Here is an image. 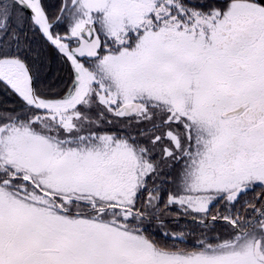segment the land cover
Wrapping results in <instances>:
<instances>
[{
  "label": "snow or ice",
  "instance_id": "obj_1",
  "mask_svg": "<svg viewBox=\"0 0 264 264\" xmlns=\"http://www.w3.org/2000/svg\"><path fill=\"white\" fill-rule=\"evenodd\" d=\"M0 264H264V0H0Z\"/></svg>",
  "mask_w": 264,
  "mask_h": 264
},
{
  "label": "trees",
  "instance_id": "obj_2",
  "mask_svg": "<svg viewBox=\"0 0 264 264\" xmlns=\"http://www.w3.org/2000/svg\"><path fill=\"white\" fill-rule=\"evenodd\" d=\"M57 70H58V64L56 63L55 60H53V62L49 66V74L55 75L57 73Z\"/></svg>",
  "mask_w": 264,
  "mask_h": 264
},
{
  "label": "flooded vegetation",
  "instance_id": "obj_3",
  "mask_svg": "<svg viewBox=\"0 0 264 264\" xmlns=\"http://www.w3.org/2000/svg\"><path fill=\"white\" fill-rule=\"evenodd\" d=\"M257 191H259V189H257ZM250 195H254V194H250Z\"/></svg>",
  "mask_w": 264,
  "mask_h": 264
}]
</instances>
